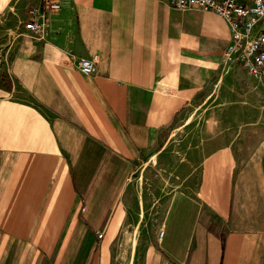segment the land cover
<instances>
[{
	"label": "crops",
	"instance_id": "crops-1",
	"mask_svg": "<svg viewBox=\"0 0 264 264\" xmlns=\"http://www.w3.org/2000/svg\"><path fill=\"white\" fill-rule=\"evenodd\" d=\"M39 2L0 0L31 99L0 96V264H264V126L207 138L195 181L149 224L126 213L140 155L215 75L261 84L219 70L225 20L167 0H61L34 37L21 22Z\"/></svg>",
	"mask_w": 264,
	"mask_h": 264
},
{
	"label": "rangeland",
	"instance_id": "rangeland-1",
	"mask_svg": "<svg viewBox=\"0 0 264 264\" xmlns=\"http://www.w3.org/2000/svg\"><path fill=\"white\" fill-rule=\"evenodd\" d=\"M15 36L0 29V96L30 101L29 92L19 86L11 71ZM219 76L215 75L172 123L159 130L156 143L140 155L125 195L126 202L131 201L126 211L132 215L130 224H149V211L156 209L160 198L183 187L185 178L188 183L195 181L207 138L227 140L230 132L246 125L264 126V85L240 70ZM178 177L179 184L175 183Z\"/></svg>",
	"mask_w": 264,
	"mask_h": 264
},
{
	"label": "built area",
	"instance_id": "built-area-1",
	"mask_svg": "<svg viewBox=\"0 0 264 264\" xmlns=\"http://www.w3.org/2000/svg\"><path fill=\"white\" fill-rule=\"evenodd\" d=\"M177 9L209 10L225 20L228 42L218 57L221 72L240 67L254 80L264 85V0H167ZM61 6V0H40L27 8L22 27L34 37H41L51 14ZM96 55L80 56L76 66L82 74L94 69ZM97 236L100 234L97 233Z\"/></svg>",
	"mask_w": 264,
	"mask_h": 264
}]
</instances>
